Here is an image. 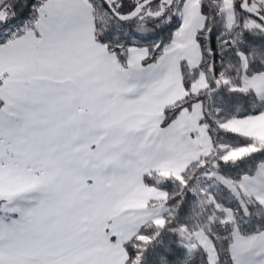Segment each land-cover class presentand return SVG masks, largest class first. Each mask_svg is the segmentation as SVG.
I'll return each mask as SVG.
<instances>
[{
    "label": "snow or ice",
    "instance_id": "obj_1",
    "mask_svg": "<svg viewBox=\"0 0 264 264\" xmlns=\"http://www.w3.org/2000/svg\"><path fill=\"white\" fill-rule=\"evenodd\" d=\"M0 264H264V0H0Z\"/></svg>",
    "mask_w": 264,
    "mask_h": 264
}]
</instances>
